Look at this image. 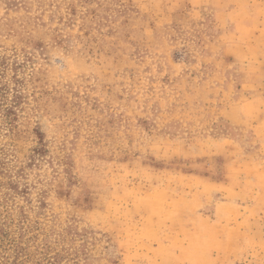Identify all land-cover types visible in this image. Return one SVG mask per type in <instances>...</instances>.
Returning <instances> with one entry per match:
<instances>
[{
	"label": "rangeland",
	"instance_id": "rangeland-1",
	"mask_svg": "<svg viewBox=\"0 0 264 264\" xmlns=\"http://www.w3.org/2000/svg\"><path fill=\"white\" fill-rule=\"evenodd\" d=\"M1 62L16 206L69 264H264V1L0 0Z\"/></svg>",
	"mask_w": 264,
	"mask_h": 264
},
{
	"label": "trees",
	"instance_id": "trees-1",
	"mask_svg": "<svg viewBox=\"0 0 264 264\" xmlns=\"http://www.w3.org/2000/svg\"><path fill=\"white\" fill-rule=\"evenodd\" d=\"M2 66L3 62L0 63ZM4 74L0 69V134L7 136L16 129V110L22 102L18 92L9 100L10 89L2 80ZM38 137L40 141L42 136L39 133ZM44 153L45 146L40 141L33 154ZM7 155L4 146L0 145V190L5 187L12 192L0 194V264H69L79 261L80 254L86 256V249L68 247L76 238L85 235L77 233L73 227H66L61 233L45 232L39 221H30L24 208L16 206L15 197L20 193H17L18 187L7 176ZM65 173L68 175L69 170ZM16 210L18 213L14 215Z\"/></svg>",
	"mask_w": 264,
	"mask_h": 264
},
{
	"label": "crops",
	"instance_id": "crops-1",
	"mask_svg": "<svg viewBox=\"0 0 264 264\" xmlns=\"http://www.w3.org/2000/svg\"><path fill=\"white\" fill-rule=\"evenodd\" d=\"M237 1H240V2H245L246 4H249L250 1H253V0H237ZM260 1H264V0H260ZM250 8V7H249ZM248 8V10H249ZM263 29H261L260 31H262Z\"/></svg>",
	"mask_w": 264,
	"mask_h": 264
}]
</instances>
